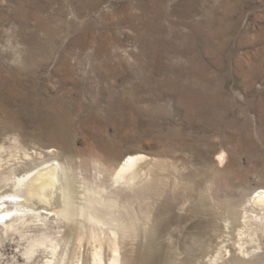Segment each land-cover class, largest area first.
Returning a JSON list of instances; mask_svg holds the SVG:
<instances>
[{
  "label": "rangeland",
  "instance_id": "rangeland-1",
  "mask_svg": "<svg viewBox=\"0 0 264 264\" xmlns=\"http://www.w3.org/2000/svg\"><path fill=\"white\" fill-rule=\"evenodd\" d=\"M129 156L148 190L95 228L126 264H264V232H239L264 190V0H0V264L94 247L3 175L57 164L82 193Z\"/></svg>",
  "mask_w": 264,
  "mask_h": 264
},
{
  "label": "bare ground",
  "instance_id": "bare-ground-1",
  "mask_svg": "<svg viewBox=\"0 0 264 264\" xmlns=\"http://www.w3.org/2000/svg\"><path fill=\"white\" fill-rule=\"evenodd\" d=\"M216 158L222 162L221 156ZM143 159L144 156H129L121 161L110 176L106 187L96 184L98 176H95V173L91 186L84 184L82 193H79L78 188L75 187L73 175L57 164H45L25 173H20L25 171L22 169L18 171L19 173L3 175L4 188L11 192L13 202L29 204L35 210L37 207H46L51 213L59 216L64 227L69 224L81 228L89 227L88 242L94 245L91 252V264H103V247L109 250L108 264H126L128 257L123 236H118L112 229L105 236L95 232V228L103 230L102 214L106 212V204L112 201V197H124L132 192L148 190V179L139 176L137 170ZM248 201L251 208L244 209L239 232L249 234L264 232V190ZM50 241L54 246L55 241L52 239ZM238 250L240 253H247L242 244H239Z\"/></svg>",
  "mask_w": 264,
  "mask_h": 264
}]
</instances>
